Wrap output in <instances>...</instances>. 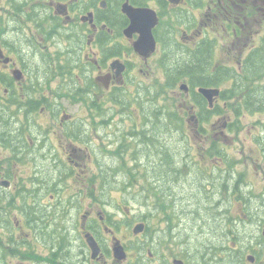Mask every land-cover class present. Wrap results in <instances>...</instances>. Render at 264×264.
I'll use <instances>...</instances> for the list:
<instances>
[{
  "label": "flooded vegetation",
  "instance_id": "obj_1",
  "mask_svg": "<svg viewBox=\"0 0 264 264\" xmlns=\"http://www.w3.org/2000/svg\"><path fill=\"white\" fill-rule=\"evenodd\" d=\"M219 47L235 65L215 59ZM197 49L204 74L216 79L196 84L183 75L174 87L177 62ZM143 66L153 78L137 76ZM218 68L225 71L215 75ZM263 70L264 0H0V264H210L202 250L224 264H264V210L238 199L239 162L220 155L215 141L221 126L233 130L220 121L229 106L220 100L245 92L243 83ZM199 87L220 92L209 100ZM180 94L183 150L160 137L152 166L195 174L204 166L213 174L200 184L228 193L218 202L234 197L250 207L245 217L226 216L219 231L206 228L197 251L174 231L171 184L165 192L151 178L150 208L137 200L126 221L105 210V188L94 199L93 187L79 183L88 164L105 179L111 140L125 134L139 143L136 134L157 129L158 108L172 107L166 95ZM134 189L140 194V183Z\"/></svg>",
  "mask_w": 264,
  "mask_h": 264
},
{
  "label": "rangeland",
  "instance_id": "obj_2",
  "mask_svg": "<svg viewBox=\"0 0 264 264\" xmlns=\"http://www.w3.org/2000/svg\"><path fill=\"white\" fill-rule=\"evenodd\" d=\"M181 43L184 45L188 44L184 41V39H182ZM229 51H227V48H217L215 59L223 63L229 62L232 65H235V59L228 60L227 53ZM143 68L144 73H139L137 76L143 78L147 77V79L153 78L155 71H151V68L147 66H143ZM249 85H251V87H256L259 85V93H256L259 98L255 97L259 101L257 106L246 107L243 103H236L238 102L237 97H242L243 94H246V90L248 88L247 86ZM243 89L245 90V92L237 93V95L231 99L220 100L221 107L229 105L228 108L224 110L222 109L223 114L220 118V121L224 122L226 120V122H230L232 124L233 131L228 134V132L224 130L227 128V125L225 126V128L221 126L219 129L223 131V134H220L218 136H220L223 140L215 138V141L221 142L220 149H217L220 152V155H222L223 157H233L239 162L236 167V172L239 171L241 173V181L237 184V192L242 193L241 196L245 199L244 201H246L248 198L254 202H259L260 209L264 210V160L259 157V153L257 152L255 145L256 139L261 135H264V70L259 77L251 78L247 82H244ZM166 96L170 99V101H173L179 109H181L182 106L179 104L182 98L181 94ZM234 105L238 106V108L241 110L239 114L235 113L233 109ZM157 129L169 131V133H172L173 135L175 134L174 130L166 124L157 123ZM173 135L166 137H171L170 141L173 142ZM162 136L165 137V134H163ZM207 143H212V139H210ZM106 144L107 143H105V145ZM115 147V145H110L109 148L106 149L110 151ZM107 161L109 162V159L105 158V179L104 177H100L96 167H91L88 164L89 174L87 176V179H80L79 183H87L93 187V189L95 190L94 199L100 198L101 193L99 192V190L101 188H105V201L110 199L112 201L108 202L112 206H108L105 203V210L110 212L113 211L115 212L113 215L117 217H124L126 221H129V216L133 217L132 214H134V211L136 209L137 200L132 197V194H129V192H126L124 190L119 191L115 189L111 192L108 191L109 185L115 184L114 181L110 180L114 179L113 174L116 173L117 170L111 164H107ZM211 173L213 174L212 171H209V169L202 166L199 172V179H201L203 183H205V180L209 179V174ZM194 177L196 178L195 173L193 172V170H190L186 176L188 187H184L185 189L192 190L196 193L194 205H191V201L188 199V192L179 193L181 196H183V199L178 202L176 200V202L177 204L182 205L183 208H178L180 218L175 219L177 220V222L174 229L176 233L181 234L182 242L186 243L185 245L190 247L191 249L194 243H201L207 239V236L205 235L206 228L208 230L213 229V231H215L217 228L222 227L223 220L226 219V216H237L240 218L245 217L244 204L235 201L234 197H232L233 203H226V207L224 205V202H218L223 198V191L214 189V197L207 203V198L204 196L203 192L199 190ZM121 179H123V175L120 174L117 176V180ZM179 186H183V180H179L173 187V190H175ZM260 194L262 195L260 196ZM227 195L228 193H225V197ZM180 208H185L187 210V213L186 211L185 213H182V210ZM226 208L228 211L227 213L221 211ZM196 209H198L197 214L195 213L197 219H193L188 213ZM132 222L133 221H131V223ZM201 226H204L206 228H201ZM248 230L250 231L249 234L255 233V226H248ZM117 235L118 238H120L126 245L127 237H125V231L118 233Z\"/></svg>",
  "mask_w": 264,
  "mask_h": 264
},
{
  "label": "trees",
  "instance_id": "obj_3",
  "mask_svg": "<svg viewBox=\"0 0 264 264\" xmlns=\"http://www.w3.org/2000/svg\"><path fill=\"white\" fill-rule=\"evenodd\" d=\"M199 48V47H198ZM198 50L197 49L193 54H189L188 59L186 60H180L177 62V68L172 73L173 76V84L174 87L176 86V83L179 79V77L183 75L190 76L191 82L196 84H210L214 82L216 79L214 76H206L205 73V64L207 61H201L198 58ZM262 64H255V68H253L255 71L261 68ZM224 69L218 68L215 71V75L220 71ZM253 71V73H255ZM259 86V85H258ZM256 87H248L246 90V94H243L242 97H237L238 102L236 103H243L244 106H257L259 101L256 98H259L256 93H259V88ZM263 96V95H262ZM256 97V98H255ZM261 102V101H260ZM233 109L235 113L239 114L240 109L238 106H233ZM249 110V109H246ZM180 112L177 110V106L174 103L172 107H168L164 105L163 107H159L155 116L154 120L157 121L158 124H166L169 127H171L174 130V135L172 133H169V131H164L162 129H155L154 132H151L150 130L145 131V133L142 134H136L139 137V143L135 140H129L125 134L117 136L114 140L115 142V148L110 150V159L109 162L107 161V164H111L116 168V173L113 174L114 181L119 182L125 186H134L137 183H140L141 186V193L137 194L133 190L132 197L136 200H141L145 205H147L150 208V202H151V178L157 177L161 181V189L165 192L168 189V186L171 184L172 186V195L175 200L180 201L183 199V196H181L179 193L188 192V199L191 201V205H194L195 200V192L189 189H185L188 187L186 176L188 172L192 169H189L185 167L184 165H177L174 166L171 170H168L166 167L160 169L155 166H152L153 158L152 153L154 152V145L157 142H160V137H163L162 135L165 134V136L173 135V142L171 141V144L175 147H173L174 152L181 153L183 150L180 146L183 142L182 137L185 135L184 133V126H183V110L182 115L179 114ZM230 131H233L230 129ZM184 133V134H183ZM130 141L131 143L127 142ZM121 144V145H119ZM177 145V146H175ZM257 152L260 156H263L264 158V135H261L258 137L255 141ZM161 151H169V146L167 144H163L159 147ZM124 159V157H126ZM119 160V161H118ZM118 161V163L115 165V163ZM109 167V166H108ZM237 167V166H236ZM200 172V171H199ZM199 172L196 173V178L194 177V180L199 188L204 194V196L207 198V203L213 199V194L215 193V190L213 188H209L206 184H200L201 179H199ZM121 173H124V178L119 181L117 180V176ZM237 173V178H239L238 182L241 181V173L239 171ZM212 173L209 174V179L211 178ZM236 178V175L234 179ZM179 180H183V186H179L175 190H173V187L176 185V183ZM111 181V180H110ZM200 184V185H199ZM196 186V187H197ZM185 187V188H184ZM238 190V189H237ZM225 191H223L222 195L225 198ZM239 198L242 193L237 192ZM219 194V193H218ZM246 197V196H245ZM229 198V196H227ZM176 204L173 207V222L172 220L170 222L174 223L176 225L177 220L179 219V213L178 208L182 207L180 204ZM180 208L182 213H187V210ZM250 210L249 206L245 207V212L248 213ZM197 211L193 210L190 211L188 214L191 218L197 219ZM196 213V214H195ZM224 213H226V210H224ZM226 223H223V226ZM201 228H206L204 226H201ZM213 230V229H209ZM242 241H244L241 236L238 238V243L240 244V247L244 249V246L241 244ZM192 249L194 251H197V248L195 245H192ZM201 258H205L206 261L210 264H224L222 258H212L210 254L206 253L205 250H202ZM222 259V260H221Z\"/></svg>",
  "mask_w": 264,
  "mask_h": 264
},
{
  "label": "water",
  "instance_id": "obj_4",
  "mask_svg": "<svg viewBox=\"0 0 264 264\" xmlns=\"http://www.w3.org/2000/svg\"><path fill=\"white\" fill-rule=\"evenodd\" d=\"M136 9H138V8H136ZM129 13H130V15L132 17V20H134L137 17L139 12H138V10H132ZM148 28H147V33H148ZM151 42H152V44H154L153 40H151ZM135 48L139 49L141 51H145L147 49V47H145V46L139 47V46H137V44H135ZM186 87H187V85L185 83L180 84V89L183 90ZM198 90H199V92H201L209 100H211V98L214 95H218L219 94V88L199 87Z\"/></svg>",
  "mask_w": 264,
  "mask_h": 264
}]
</instances>
